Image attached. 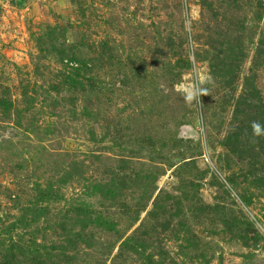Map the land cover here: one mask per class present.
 <instances>
[{
  "label": "rangeland",
  "instance_id": "1",
  "mask_svg": "<svg viewBox=\"0 0 264 264\" xmlns=\"http://www.w3.org/2000/svg\"><path fill=\"white\" fill-rule=\"evenodd\" d=\"M262 35L264 0H0V264H264L225 143Z\"/></svg>",
  "mask_w": 264,
  "mask_h": 264
},
{
  "label": "trees",
  "instance_id": "2",
  "mask_svg": "<svg viewBox=\"0 0 264 264\" xmlns=\"http://www.w3.org/2000/svg\"><path fill=\"white\" fill-rule=\"evenodd\" d=\"M257 51L258 56H264V35H262L259 40ZM226 52L227 54L225 55L229 56V58L223 60L222 64H216V71L213 70V74L218 75V70L223 80L229 77V82H232L235 77L238 78L239 70L241 69L239 66L242 60H237L239 56L235 50V44H232L231 41L227 42ZM243 90L244 95L241 97L240 101H242V104H245V107L244 109H239L237 107L238 109L234 112L230 122V131L226 136L225 143L228 148L236 154L240 161L250 164V170L245 173V177H249L248 175L252 176L258 188L264 189V106L254 104L257 99L256 96L260 95V90L253 84L249 75L245 78ZM253 122H258L261 125L258 132L253 131ZM259 164L261 166H259ZM125 184L126 182L122 181V183L118 185V189H125ZM169 221L170 220L164 222V224H167V227H169ZM65 224L66 222L63 223V225ZM63 229L66 230V228ZM79 237L82 236L77 234L75 239L79 241ZM81 240H83V238ZM134 240L135 238L129 237L124 240L123 245L126 244L130 247L131 245H129V243ZM15 245L23 251V246L13 241L12 244L9 245L10 247L7 248V253L3 255L7 260L11 259L10 255L12 257L17 255V253H15ZM137 245L141 246L142 243L138 241ZM61 248L62 250L59 253L63 254L64 248ZM37 258L38 256L35 255L33 259L30 260V263L32 264ZM41 263L42 262H40V264Z\"/></svg>",
  "mask_w": 264,
  "mask_h": 264
},
{
  "label": "clouds",
  "instance_id": "3",
  "mask_svg": "<svg viewBox=\"0 0 264 264\" xmlns=\"http://www.w3.org/2000/svg\"><path fill=\"white\" fill-rule=\"evenodd\" d=\"M206 82H211V78L207 77L206 78ZM202 94L203 95H207L208 94L207 89H204ZM193 99H194V95L193 94H188V95L185 96V100L188 103L192 102ZM252 127H253V131L254 132H258V130L261 128V125L258 122H253Z\"/></svg>",
  "mask_w": 264,
  "mask_h": 264
}]
</instances>
